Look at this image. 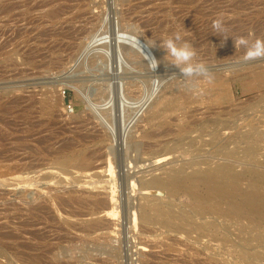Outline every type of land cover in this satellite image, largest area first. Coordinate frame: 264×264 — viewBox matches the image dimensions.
Segmentation results:
<instances>
[{"label":"rangeland","instance_id":"1","mask_svg":"<svg viewBox=\"0 0 264 264\" xmlns=\"http://www.w3.org/2000/svg\"><path fill=\"white\" fill-rule=\"evenodd\" d=\"M218 20L220 32L213 28ZM97 31L144 41L165 84L192 89L197 102L189 108L197 109L199 120H216L226 108L220 118L245 128L263 124L264 135V55L250 48L264 41V0H0V264H264V228L258 231L245 218L236 223L209 215L218 231L203 230L186 196L144 197L138 189L147 187L138 185L140 179L163 171H190L186 163L209 158V148L195 126L171 154L174 161L155 169L159 142L178 144V135L161 137L165 119L151 125L142 117L125 141L109 137L106 126H120L121 107L125 103V115L131 113L151 81L146 70L114 78L99 59L80 61ZM175 33L192 46L195 62L207 66V77L186 80L167 62L159 44ZM122 80L132 84L129 91L122 92ZM109 84L118 95L112 113L105 108L107 92L95 91ZM225 88L229 96L222 100ZM151 133V140L145 137ZM82 154L84 165L64 164ZM152 202L171 204L176 212L184 208L190 225L172 234L158 224L131 226L133 212ZM107 204L115 215L106 214Z\"/></svg>","mask_w":264,"mask_h":264},{"label":"bare ground","instance_id":"2","mask_svg":"<svg viewBox=\"0 0 264 264\" xmlns=\"http://www.w3.org/2000/svg\"><path fill=\"white\" fill-rule=\"evenodd\" d=\"M80 53L81 54L78 57L79 59H81L80 61H84V60L86 61L88 60L89 57L93 56L95 60L99 59L97 64L101 63L105 65L104 67L107 69V72L113 75V77L114 75L117 77L122 75L121 77H124V74H129L134 72L137 73L138 69H139L138 71L139 73L142 70L147 71L146 72L148 73V75L146 76L147 82L151 81V83H149L150 85L148 86L147 89L145 87L146 91H143L144 94L141 95L142 97L139 100L137 99L138 101L136 100L137 101L135 103L136 105L133 102L135 106L131 104L132 101H129L130 103L128 102V104L132 105L133 108L131 107L132 109L131 108L130 109L133 111L125 115L126 112L124 113L123 106L126 104L122 102L124 103V105L121 107V109L119 108L122 111L121 113L122 114L121 117L123 121V122L121 121L122 124L118 127L116 125H115L116 127H114V125L113 127L112 125L109 127L106 126L107 129L106 131H108L109 137H111V139L114 142L118 143V140L120 141V139L121 141L122 139H124V141L125 139H127L131 131L135 129L136 122H138L142 117L143 120L147 121L151 125H154L155 121H157L160 118L165 119L164 121L167 127L166 129H164L163 135L161 137L178 135L179 136L178 139H175L177 140L176 142L178 144H170L172 138H169L163 142L162 141L159 142V143H163V148L160 149L155 154V160H156L155 163L157 165L155 169H163L162 167L165 164L173 162L174 156L171 154L173 152L175 153V151L178 149V146L183 142V139L189 138L190 134L196 130L194 128L195 126H197V129L201 128L199 130V135L197 136V139L201 141L202 146L209 148V153H210L209 158H206L201 162L192 161L186 163L188 164L190 171H186L184 166H181L176 170H172L168 172L163 171V176H153L149 181L147 180L143 181L142 179H140L138 181V185L147 186V187L138 188L142 192L145 191V194H143L144 197L157 198L160 196L162 197L165 196L166 198L173 197V199H176V197L180 195L186 196L191 201L194 209L195 215L192 216L193 218L197 217L199 220H201V222L199 221L200 223L197 224V226L203 228V230L206 229L207 231L208 230L218 231L216 227L217 224L215 225L212 221L208 220L207 216L209 215H213V216L219 215L222 217H229L231 220H234V222L236 223L241 221V219L244 220L245 218L250 222V224L252 225L254 224L255 226L253 225V227L256 228L258 231L264 228V168H262L263 167L262 165L264 164V155L261 152L264 150V135L262 133L263 130L261 131V129H259V127L263 126V124L261 126L258 125L254 126L255 125L254 124L248 128H245L244 126L240 125L239 123L241 122H239L238 124L236 123L231 124L230 121L220 118L223 113L227 112L226 108L219 109V111L217 112V116L215 118L216 120L209 121L207 119L199 120L198 118H196L197 109H195V107L193 109L189 108V106L192 103L195 104V102H197L196 99L197 97L195 96V94H193L192 89L191 88L189 89L191 91H189L188 89L180 90L175 88L174 85L172 84L166 85L165 84L166 80L164 81V79H162L163 77L160 78L158 76V72L160 71V64L157 59V56L155 55V53H153V51L149 48V46L146 43H144V41H142L141 39L135 36L133 37L122 36L119 33L106 34L105 36L97 31V33H95L93 36H90L88 42L85 44V48ZM138 58L141 59V62H143L142 64L137 63L136 59ZM90 60H92V58ZM155 64L156 67L153 68ZM155 75L158 77H155ZM230 77L232 78V76ZM128 79L125 78L126 81ZM126 81L125 82L123 80L121 81L120 88L122 87V92L127 90L129 91L130 85L132 86L130 82H126ZM113 85L110 86L109 84V87L105 89L98 88L95 90L99 96L103 95V93L105 92H107V94L110 96V98L106 97L108 98V101L105 102L108 107L105 106V108L106 109L109 108V110L112 109L110 110L111 113L113 110H116L118 108L116 103V101H118L116 98V96H118L116 95L117 89L115 88L116 85L115 87ZM222 92L220 94V99L226 100L229 96L227 89L226 88L222 89ZM120 101L122 100H119L118 102L119 104ZM122 103L120 105H122ZM102 106L104 105L102 104L101 107ZM98 107L100 106L98 105ZM128 107L129 106L127 107L124 106L125 109H128ZM91 108H93V106ZM94 109L95 108H93V110ZM95 112L96 114L99 113V111L98 112L95 111ZM115 113L117 112L114 111V115ZM263 113L261 114V116L263 115ZM99 114H100L99 116L102 115L101 113ZM104 115H106V113ZM98 118H100L101 120V117ZM171 126H175L176 129L174 130ZM153 136L154 134L152 133L149 135L148 134L145 135V137L150 140L152 139ZM133 145H136L138 147L140 144L138 145L133 144ZM180 153L185 154L187 152L186 150L183 149ZM260 158L262 159L259 160ZM86 159H87V154L86 155L82 154L76 157L75 161L67 160L64 164L65 165L67 164L66 166L72 163L73 164L75 163L76 165H84ZM201 166L203 167L201 168ZM135 185L136 184L132 182L131 186H135ZM107 206L109 210H107L106 214L110 216L115 215L114 214L115 209L112 207V205L107 204ZM171 206H172L171 204L169 205L168 203L161 204L160 202L159 203L152 202L145 207L140 206L139 208H137L138 212L135 210L136 212H133L132 214L133 225L131 226L137 227L139 226V224L141 225L144 224L147 227L150 224H155V225L158 224L160 227H162L165 230L163 232L167 231L170 233L171 232L179 233L183 231L182 227H186L190 225L189 223H186L189 220L187 219V217L183 212L184 208L183 210L181 208V211L176 212V210L173 209L174 206L172 207ZM217 222L220 221H216L215 223ZM212 233L214 232H211V234ZM226 243L228 242L225 240L224 237V239L220 243L221 245L220 248L224 249ZM217 244L219 243L217 242Z\"/></svg>","mask_w":264,"mask_h":264},{"label":"clouds","instance_id":"3","mask_svg":"<svg viewBox=\"0 0 264 264\" xmlns=\"http://www.w3.org/2000/svg\"><path fill=\"white\" fill-rule=\"evenodd\" d=\"M213 28L217 32L222 31L221 22L219 20L216 21L213 24ZM240 43L247 46V41L244 39H241ZM159 45L169 58L167 62L179 68L186 80L208 76L207 66L203 63L195 62V52L192 46L182 39L180 33H175L173 36L164 39ZM250 48L256 55H264V41H256ZM155 67L156 64L153 68Z\"/></svg>","mask_w":264,"mask_h":264}]
</instances>
